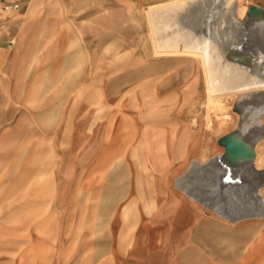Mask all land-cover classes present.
<instances>
[{"label":"rangeland","instance_id":"obj_1","mask_svg":"<svg viewBox=\"0 0 264 264\" xmlns=\"http://www.w3.org/2000/svg\"><path fill=\"white\" fill-rule=\"evenodd\" d=\"M236 1L238 20L246 16L249 5L258 6L264 18V0ZM196 5L197 0H26L20 11L0 14L14 37L6 44L0 30V261L9 258L12 264L16 249L23 252L17 264H112L117 259L110 253L115 238L107 217L112 205L97 203L95 188L65 187L66 180H79L85 172L73 171L80 158L67 153L70 143L79 149L83 140L66 141L64 123L70 120L73 128L79 127L74 123L87 117L94 125L89 127L92 139L84 138L82 144L94 142L99 148L112 119L120 117L123 123L129 117L135 118L137 147H143L147 130L167 139L169 190L190 202L200 218H213L233 229L247 227V243L242 244L243 250L247 245V264H264V181L240 179L234 198L245 215L234 222L206 204L228 191L219 173L212 179L221 161L207 166L223 152L216 140L238 126L242 98L264 94V86L208 91L205 62L186 52L201 51L213 34L207 22L198 21ZM170 47L172 52L156 51ZM260 123L264 125V103ZM93 159L85 157L84 169ZM253 167L264 170V136L254 147ZM146 175L148 184L160 179ZM75 200L79 203L71 204ZM221 202L227 206L232 200L223 196ZM115 207L122 210V205ZM33 211L40 218L50 216L59 228L50 236V252L42 244L48 240L44 231L36 237L17 231L22 222L30 228ZM100 216L105 228L95 225ZM65 219L69 227L64 231ZM80 219L82 229L74 225ZM138 222L130 229L131 221H120L124 246L132 240L144 244L142 221ZM133 230L135 236L130 235ZM33 251L39 257L34 262ZM45 254L51 260H43ZM118 255L121 264H127L129 254Z\"/></svg>","mask_w":264,"mask_h":264},{"label":"crops","instance_id":"obj_2","mask_svg":"<svg viewBox=\"0 0 264 264\" xmlns=\"http://www.w3.org/2000/svg\"><path fill=\"white\" fill-rule=\"evenodd\" d=\"M50 113L48 112V114ZM88 120L87 117L81 118L78 124L74 123L79 127L75 126L74 128L70 120L69 122L65 120V131L67 130L65 140L81 142L85 138L87 142H90L92 137L89 135V131L93 132V127H89L94 125L89 124ZM104 125L106 126V123ZM121 125H126V130H120ZM135 125V118L127 117L126 122L123 123H120V117L112 119L109 127L104 126L106 132L102 134L103 143L102 145L98 144L99 148L94 147V142L83 145L82 141L79 149H77V143L74 147L70 143L69 150L67 149L68 156L80 158L79 168H75L73 171L75 173L84 171L85 174L79 180H66L65 187L95 188L97 203L112 205L111 211L107 210L108 213L110 211V215L107 217V220L109 218V222H111L109 224L110 235L113 239L115 238L112 241L114 243L111 245L110 253L114 255H112V259L117 258L112 261V264H121L118 255L120 253L129 254L127 264H233V260L237 262V259L239 264H247V245L243 250L242 244L247 243L248 228L233 229L213 218H200L199 212L190 202L171 192L166 184L167 177L165 175L168 173L169 166L167 139L162 138L161 133L147 130L143 133V147L139 148L135 145ZM91 156H94L93 161L84 169L83 160L85 157ZM146 174H157L160 179L157 183L148 184L143 179L145 176L147 177ZM50 187L47 184V188ZM73 203L78 204L79 202L75 200L71 202V204ZM117 204L118 206L122 205V210L119 207L117 210L115 207ZM140 205H142V210ZM238 205L239 202L235 199V203L217 211L223 217L234 222L237 216L245 215L242 207ZM103 216L96 219V227L99 224L105 228ZM137 216L139 222L142 221L144 244L140 245L132 240L127 246H124L119 238L125 235L120 231V221H131L129 227L133 226L134 228L135 222H138ZM81 221L80 219L74 224L76 228H83ZM68 223L65 219L64 231L69 227ZM58 229L50 216L40 218L39 212L33 211L30 228L26 229V224L22 222V226L17 228V231L19 233L30 231L33 237L37 235L36 232L44 231L48 240H44L42 243L38 237L37 243L47 245L48 252H50V236H53V232L57 233ZM135 230L130 235L136 234ZM79 235L83 234L80 232ZM15 252L16 256L12 258V264H17L19 260L23 261V255L19 256V253L23 252L19 249H16ZM34 253L33 251V262L39 260V257ZM136 254H142V256ZM51 258L50 254H45L42 257L45 261L51 260ZM137 258H142V262ZM0 264H9V258L1 260Z\"/></svg>","mask_w":264,"mask_h":264},{"label":"bare ground","instance_id":"obj_3","mask_svg":"<svg viewBox=\"0 0 264 264\" xmlns=\"http://www.w3.org/2000/svg\"><path fill=\"white\" fill-rule=\"evenodd\" d=\"M237 4L238 1L236 0H197L196 10L198 21H201L200 23L207 22L209 27L213 29V34L211 33V40L208 44L206 43V47L201 51L198 49V51L196 50L194 53L190 51L186 52L199 55L205 62L206 65L204 66V70L208 75L206 80L208 83V91L211 94L231 92L235 90L240 91L243 89L264 86V18L262 17V20H260L258 17L246 15L241 20H238L236 16ZM177 5L179 6V4H176V6ZM205 6L208 8H205ZM172 7L174 8V6ZM177 9L179 8L177 7ZM208 9L209 11H207ZM200 27L201 26H199V28ZM203 28L205 29V27ZM158 44L160 45V43ZM175 47L173 48L174 50ZM170 48H158L156 51L157 53H163L165 52L164 50H167L166 52H172L173 49ZM229 49L237 50L238 58H240L242 62L226 59L225 53ZM212 80L215 84H211ZM263 103V93H252L244 96L238 104V110L241 114L238 125L239 128H242L243 125L246 127V131L249 133L248 137H250L248 141L254 138L252 145L253 154L251 159H246L244 163H241L240 165L238 164L236 170L232 166L226 168L224 165H218L212 170L214 176L212 179L214 180L216 173H219V175H221V183L223 184V187L228 190L225 193H217V197L214 195L215 200L207 201V204L216 210L221 211L222 207L225 206L221 205L223 196L229 197L232 200L231 204L235 203L234 190L238 186L240 179L242 182L248 180L256 182L264 181V170L257 172L253 167L254 147L259 138L264 136V125L260 123V116L263 114ZM217 162L218 160L215 158L211 160L207 166H214Z\"/></svg>","mask_w":264,"mask_h":264},{"label":"water","instance_id":"obj_4","mask_svg":"<svg viewBox=\"0 0 264 264\" xmlns=\"http://www.w3.org/2000/svg\"><path fill=\"white\" fill-rule=\"evenodd\" d=\"M246 15L255 16L262 20L261 9L256 5H249L246 9ZM225 58L230 61L242 62L235 49L227 50ZM248 135L246 127L243 125L242 128H239L238 125L234 130L217 138L216 143L223 148V152L217 157V160L221 161L226 168L232 166L236 170L238 164L244 163L246 159H251L254 138L248 141L250 138Z\"/></svg>","mask_w":264,"mask_h":264},{"label":"built area","instance_id":"obj_5","mask_svg":"<svg viewBox=\"0 0 264 264\" xmlns=\"http://www.w3.org/2000/svg\"><path fill=\"white\" fill-rule=\"evenodd\" d=\"M26 0H0V14H12L21 10ZM0 30H3V34L6 35V44H12L14 37L10 32L6 30L3 21L0 19ZM1 49V46H0Z\"/></svg>","mask_w":264,"mask_h":264}]
</instances>
